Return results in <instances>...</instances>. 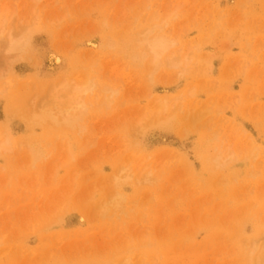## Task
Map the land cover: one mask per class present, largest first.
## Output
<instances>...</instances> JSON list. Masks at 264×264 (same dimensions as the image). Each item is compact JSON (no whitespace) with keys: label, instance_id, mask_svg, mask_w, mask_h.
Returning a JSON list of instances; mask_svg holds the SVG:
<instances>
[{"label":"rangeland","instance_id":"rangeland-1","mask_svg":"<svg viewBox=\"0 0 264 264\" xmlns=\"http://www.w3.org/2000/svg\"><path fill=\"white\" fill-rule=\"evenodd\" d=\"M3 17L34 32L0 79V264L264 258V0H0ZM152 25L182 61L149 80L130 54ZM115 29L127 30L116 50ZM44 47L63 59L53 80ZM85 71L119 95L83 97L93 103L72 126L44 117L51 88Z\"/></svg>","mask_w":264,"mask_h":264},{"label":"bare ground","instance_id":"bare-ground-1","mask_svg":"<svg viewBox=\"0 0 264 264\" xmlns=\"http://www.w3.org/2000/svg\"><path fill=\"white\" fill-rule=\"evenodd\" d=\"M7 21L8 20L5 19V17H3L2 19L0 18V79H3L7 75H9L12 70L13 65L18 61L20 56L30 49L29 43L31 40V36L33 35V32H34L33 25L31 24V25L24 26V28L22 26L23 29L20 30V32L17 31L18 30L17 28L16 30L17 33H14L13 29L10 28L11 26L7 27L9 25V24L7 25ZM116 30L117 29H115V31ZM128 30H129V27H128ZM126 31L122 30V32L120 31L121 33L119 32L120 34H118V30L117 32L113 31L112 33H110L109 39L111 40V42L107 41V44H111V43L112 44L109 47L116 50V47L112 46L115 44L113 42L122 40L123 36L126 35ZM176 45H177L176 39L172 40V39L167 38V36L161 32V28L158 27V25H152L150 27L145 28L142 32H137L135 34L133 42L131 44L132 52L130 54V62H132L133 65L137 64V65L143 66L145 68V71L147 70L146 75L148 79L152 80L153 75L162 68H166V69L167 67L170 69L180 68L182 60L177 61L176 60L177 58H175L174 52L172 51ZM35 54H37V56L40 57V59H38L39 63H40V60L48 62V66L44 70L42 78L44 80L55 79L61 72V69L64 67L63 59L60 56H58L53 50H51L50 47L49 48L44 47L42 49L40 48V50L38 48V52ZM188 61H189L188 57L187 58L185 57L183 60L185 65L188 63ZM106 67L109 68L108 66ZM102 68H99V69H102ZM106 70H110V69H106ZM180 73L182 75L186 73V70L182 68ZM106 74H108V72ZM97 91L102 92L103 97L101 99V103L106 104L107 106L111 103L112 95L118 94V90L115 91V89H111L107 85L99 84L97 80L94 77L90 76L89 72L87 73L86 71H85L84 77L82 78L81 76L76 81L74 79H71V80L62 79L61 81H59L58 84H56V86L51 88V90L49 91V98H48L49 104L43 116L51 118L53 120L56 117H60L62 122L70 124L72 126L74 122H77V119L84 116V114L86 113V110L88 109V106L92 105L93 103V102H89V100L88 102H86V100H84L83 97L85 96L91 97ZM2 92H3V88L0 86V94ZM168 103H169L168 98H163L161 100L159 99L154 104L151 103L152 106L150 108L151 109L154 108L156 114H159L160 112H165L168 109L167 108ZM151 109L149 110V113L152 112ZM137 122L139 124L138 126L139 130H142L143 126H141L140 120ZM9 142L10 141L8 139H6V141L4 142H0L1 152H7L11 150ZM216 159L219 160V156L216 157ZM111 201H112L111 207L114 210L121 211L122 206L120 202L117 201L115 197ZM101 209H102V214L107 213V211H109V207L107 208L106 204H104V206H101ZM257 244L258 243L256 241L253 242L252 244L253 247L250 250V255H253V253L258 249ZM258 250H260L261 252L262 250H264V243L261 244ZM257 264H264V258L262 260L260 259L257 262Z\"/></svg>","mask_w":264,"mask_h":264}]
</instances>
